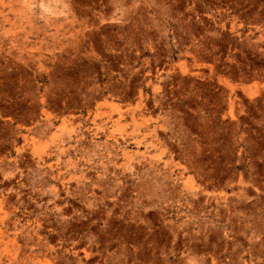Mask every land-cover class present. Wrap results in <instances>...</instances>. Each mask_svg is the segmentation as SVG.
<instances>
[{
	"label": "rangeland",
	"instance_id": "374dc122",
	"mask_svg": "<svg viewBox=\"0 0 264 264\" xmlns=\"http://www.w3.org/2000/svg\"><path fill=\"white\" fill-rule=\"evenodd\" d=\"M0 264H264V0H0Z\"/></svg>",
	"mask_w": 264,
	"mask_h": 264
},
{
	"label": "bare ground",
	"instance_id": "6f19581e",
	"mask_svg": "<svg viewBox=\"0 0 264 264\" xmlns=\"http://www.w3.org/2000/svg\"><path fill=\"white\" fill-rule=\"evenodd\" d=\"M243 87V86H242ZM250 88V87H249Z\"/></svg>",
	"mask_w": 264,
	"mask_h": 264
}]
</instances>
